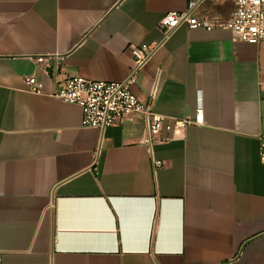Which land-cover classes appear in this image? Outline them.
<instances>
[{
	"label": "crops",
	"instance_id": "1",
	"mask_svg": "<svg viewBox=\"0 0 264 264\" xmlns=\"http://www.w3.org/2000/svg\"><path fill=\"white\" fill-rule=\"evenodd\" d=\"M190 2L0 0V264H264V43L179 26L131 92L203 122L152 146L146 118L86 128L55 96L67 77L126 79L128 46L160 42L161 18ZM38 56L64 61L46 73Z\"/></svg>",
	"mask_w": 264,
	"mask_h": 264
},
{
	"label": "built area",
	"instance_id": "2",
	"mask_svg": "<svg viewBox=\"0 0 264 264\" xmlns=\"http://www.w3.org/2000/svg\"><path fill=\"white\" fill-rule=\"evenodd\" d=\"M206 3H230L232 9L226 17L217 14H197V9ZM181 25L192 30H229L236 41L260 45L264 43V0H191L187 11H170L161 18L158 24L162 32L160 42L128 46L127 51L134 66L126 79L120 82H103L79 76L67 77L58 85L55 96L82 108V126L86 128L105 129L121 124L130 115L146 118L148 125L142 142L150 146L169 141L172 139L170 134L176 129L202 124L201 111L194 118L166 119L155 114L151 104L142 102L131 92V86L136 82L142 66L162 42ZM34 59L38 64H45L43 69L46 73L50 66L46 63L56 59V66L60 69L64 61L63 56H38ZM24 80L30 91L42 92L43 84L35 75L30 74ZM262 153H264V141ZM161 164L160 161L155 162L156 166Z\"/></svg>",
	"mask_w": 264,
	"mask_h": 264
}]
</instances>
